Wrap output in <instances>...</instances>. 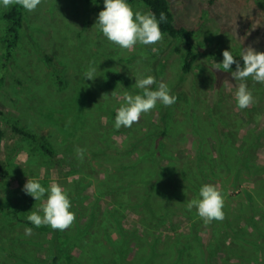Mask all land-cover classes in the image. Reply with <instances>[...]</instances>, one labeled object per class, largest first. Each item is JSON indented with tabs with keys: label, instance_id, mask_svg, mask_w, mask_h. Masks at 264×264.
<instances>
[{
	"label": "trees",
	"instance_id": "trees-1",
	"mask_svg": "<svg viewBox=\"0 0 264 264\" xmlns=\"http://www.w3.org/2000/svg\"><path fill=\"white\" fill-rule=\"evenodd\" d=\"M93 1L99 9L100 0ZM127 2L142 3L158 21L163 12L167 21L160 22L161 31L183 47L180 77L170 91L177 97L176 103L170 107L158 105L156 119L148 114L143 124L135 123L126 129H113L116 116L113 111L107 116L106 138L99 139L101 146L96 147L94 143L97 149H90L92 156L99 158L96 164L101 167L94 176L95 198L89 203L91 209L87 219L80 217L78 212V207L88 208L81 199L82 190L89 185L91 178L84 171L86 165L77 163L72 157H64L61 161L48 142L38 140L34 133L13 124L12 132L36 142L52 168L82 172L63 186L70 201L75 203L70 211L79 215L73 226L64 232L48 226L36 228L27 217L18 216V209L5 207L4 210L19 222L44 233L49 250L41 264H264V178L260 177L264 174V165L256 161L264 129L248 128L242 139H238L242 126L250 124L252 117H259V106L264 102V84L251 78L246 81L254 103L240 110L247 119L242 124L241 113L232 114L227 101L229 94L223 90L222 83H217L219 72L212 60L222 63V54L210 50L205 55L206 60L201 58L194 42L195 30L175 23L169 0ZM1 17L6 21L3 40L6 57H9L25 25L24 10L13 5ZM232 55L243 67L241 55ZM205 71L211 75L210 79ZM234 82L236 86L240 83L238 80ZM204 88L212 91L209 99L203 96ZM252 111H255L253 116ZM175 116L182 118V126L190 128L196 136L191 150L183 148L184 135L172 132ZM113 133L126 134L121 146L111 138ZM83 149L86 151L87 148ZM100 172L102 177H99ZM255 175L260 178L253 179ZM225 180L232 181L233 190L225 187ZM246 181L252 183L251 203L240 201L234 204L240 195L237 187ZM205 184L215 185L222 192L225 214L222 222L205 225L195 208L191 211L186 208L189 201L199 198V189ZM77 197L80 199L75 201ZM43 198L47 199V193ZM102 198L108 200L111 207L107 210L117 221L116 225L108 221L106 211L97 209ZM124 212L134 214L137 219L138 225L132 231L120 223ZM179 218L188 222L189 235L179 233ZM205 227H208L211 239L207 244L200 242L199 234L205 231ZM167 232L174 237L164 239L163 234ZM67 235L71 238L66 239ZM141 244L144 246L140 249ZM75 245L81 256L68 259L65 253ZM134 248L137 252L131 258L135 262L129 263L127 259ZM86 251H90V255L85 259Z\"/></svg>",
	"mask_w": 264,
	"mask_h": 264
},
{
	"label": "rangeland",
	"instance_id": "rangeland-1",
	"mask_svg": "<svg viewBox=\"0 0 264 264\" xmlns=\"http://www.w3.org/2000/svg\"><path fill=\"white\" fill-rule=\"evenodd\" d=\"M169 2L175 23L195 30L194 42L204 60L210 50L218 54L228 50L232 54L241 55L244 48L251 47L257 52H264V0ZM129 4L134 11L148 12L142 3ZM99 6L96 9L93 0H42L34 12L24 10L25 25L20 33V40L9 57H6L3 40L6 21L1 17L7 9L0 7V264H41L49 250L44 233L19 222L4 210L5 207L18 209L20 217H27L34 211L42 215L39 210L46 199L35 201L25 194L22 189L27 180L36 179L46 189L52 182L63 188L66 181L82 174L71 172L68 168L63 171L52 168L39 151L37 143L14 134L11 126L17 123L34 133L38 140L48 142L61 161H64V157H72L77 163L86 165V170L83 169L91 178L89 185L82 190L81 199L88 208L76 209L80 217L85 216L87 219L91 209L89 203L95 198L94 176L97 168L101 167L96 164L99 158L92 156L90 149L95 150L101 146L99 139L105 137L106 123L109 120L107 116L111 111L116 114L123 103L122 96L125 92L142 94L134 86L137 77L151 75L158 83H166L170 91L180 77L183 55L180 43L164 35L163 42L155 45L156 52L151 47L139 44L133 51L121 50L94 26L99 12L104 10L103 0H100ZM212 63L215 67L214 63L218 64L215 59ZM90 65L98 67L97 77L92 81L84 76ZM230 67L227 73L223 72V68L218 70L217 83H222L223 90L229 94L227 101L232 114L241 113L234 96L238 86L231 76L236 68L234 65ZM205 74L211 78L207 71ZM156 87L153 85L152 90H156ZM203 93L208 99L212 95V91L205 88ZM158 105L161 104H157L149 113L153 119L157 117ZM259 107V117H252L250 124L242 126L238 134L239 140L248 128L264 129V102ZM251 113L253 116L255 111ZM147 115H142L137 124L142 123ZM241 117L242 124H245L247 119L242 113ZM181 121L182 118L174 117L172 132L178 136L184 135L183 148L191 150L192 144L196 143V136L191 133L190 128L182 126ZM113 129H116L115 126ZM125 137L126 134L117 133L111 136L118 146H121ZM94 143L96 147L93 146ZM83 147L87 149L81 162L75 149ZM256 161L257 164L264 165V131L261 146L256 152ZM102 176L103 173L100 172L99 177ZM257 176H253V179ZM260 177L264 178V174ZM251 186V181H246L237 187L240 195L235 198L234 204L240 201L251 203ZM225 187L233 190L232 181L225 180ZM78 199L80 198L77 197L75 201ZM72 204L75 203L71 201ZM108 207H111L108 200L102 198L97 209L106 211L108 221L116 225L117 221L108 212ZM178 220L179 233L189 235L188 222L182 218ZM120 223L131 231L138 225L136 217L130 212H124ZM25 228H32L30 236L25 235ZM199 234L203 244L211 241L208 227ZM163 237L172 239L174 235L167 232ZM69 238L70 235H67L66 239ZM76 245L72 250L66 251L68 259L81 256ZM143 246L141 244L140 249ZM86 252L83 255L85 259L90 255V251ZM136 252L134 248L130 253V258L127 259L129 263L135 262L131 257ZM105 256L108 257L106 254Z\"/></svg>",
	"mask_w": 264,
	"mask_h": 264
},
{
	"label": "clouds",
	"instance_id": "clouds-1",
	"mask_svg": "<svg viewBox=\"0 0 264 264\" xmlns=\"http://www.w3.org/2000/svg\"><path fill=\"white\" fill-rule=\"evenodd\" d=\"M41 3L42 0H0V7L8 9L13 5H18L26 12L31 13ZM103 4L104 10L99 12L94 26L109 42L121 50L133 51L139 44L151 47L153 52L157 51L155 45L162 43L164 39L160 22L167 21L163 12L160 13L158 21L152 12L134 11L127 0H103ZM222 56V63H214L216 70L222 67L223 72L227 73L230 71V66L236 65L231 76L240 83L234 96L238 109H246L254 103V97L246 81L251 78L257 83L264 84V52H257L251 47L244 48L241 53L243 67L231 51H223ZM142 58L146 59V57ZM97 71V66L90 65L84 73L85 79L94 80L97 77ZM153 85L157 86L156 90H152ZM134 86L140 89L142 94L132 95L128 92L123 94V103L116 110L114 126L117 130L121 127H132L133 124L139 122L142 115L151 113L157 104L170 107L176 103L177 97L170 94L169 86L164 82L158 83L151 75L137 77ZM75 151L82 162L85 149L76 148ZM22 191L35 201H40L47 193V199L39 210L43 215L34 211L27 216L28 221L36 228L48 226L53 230L65 231L75 223L76 216L74 212L70 211L72 205L68 193L58 183L52 182L46 189L38 180L28 179ZM186 208L188 211L195 208L197 215L205 225L211 224L213 221L222 222L225 219L224 198L220 189L215 185H203L199 189V198L189 201ZM24 231L26 236L32 234V228H25Z\"/></svg>",
	"mask_w": 264,
	"mask_h": 264
}]
</instances>
